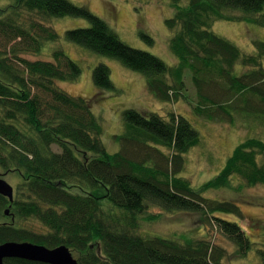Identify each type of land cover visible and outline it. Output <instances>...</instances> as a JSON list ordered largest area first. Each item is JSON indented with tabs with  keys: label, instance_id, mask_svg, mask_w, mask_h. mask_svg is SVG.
I'll return each instance as SVG.
<instances>
[{
	"label": "trees",
	"instance_id": "obj_1",
	"mask_svg": "<svg viewBox=\"0 0 264 264\" xmlns=\"http://www.w3.org/2000/svg\"><path fill=\"white\" fill-rule=\"evenodd\" d=\"M12 1L0 8V169L19 171L23 178L13 201L0 194V214L7 220L0 222V243L66 244L77 252L79 264H226L224 249L212 247L207 237L178 240L138 234V216L154 204L193 213L208 227L213 220L212 225L236 243L237 255L249 250L252 241L242 227L239 204L205 193L241 189L233 185L235 176L247 186H264V162L258 159L264 139L242 140L216 176L194 186L182 173L185 154L201 142L192 123L173 111L165 117L126 108L124 130L113 136L119 146L110 152L102 139L101 120L93 112L98 97L69 94L60 84L76 80L80 66L61 48L47 60L24 56L39 54L60 37L41 19L25 20L24 15L85 17L90 25L67 29L66 38L141 72L147 90L164 102L183 95L185 72L190 70L199 99L193 111L208 121L235 123L236 111L264 120V41H254L258 54H246L211 27L216 19H246L264 27V0H173L176 11L165 22L176 28L169 41L177 57L174 65L130 46L107 21L70 0ZM225 9L249 16L229 15ZM238 62L246 67L239 75ZM92 71L98 90L115 88L107 64L98 63ZM215 77L220 80L213 81ZM237 98L241 104L234 106ZM257 252L264 264V247ZM5 264L45 263L7 258Z\"/></svg>",
	"mask_w": 264,
	"mask_h": 264
},
{
	"label": "rangeland",
	"instance_id": "obj_2",
	"mask_svg": "<svg viewBox=\"0 0 264 264\" xmlns=\"http://www.w3.org/2000/svg\"><path fill=\"white\" fill-rule=\"evenodd\" d=\"M76 5L85 6L97 17L104 19L113 28L119 38L134 48L143 49L164 59L169 65L177 62V57L173 55L169 41L176 31L166 25V18H171L175 13L172 0H70ZM186 2V0H183ZM12 0H0V8L7 7ZM261 13H264V9ZM226 14L238 17L249 16L241 11L225 9ZM256 16V15H250ZM25 20L41 19L46 25L52 26L59 39L55 42H48L39 54L27 53L25 57L29 59L53 57V50L61 48L80 68L81 73L76 80L60 83L69 94L95 98L93 112L100 118L103 125L102 139L104 145L110 152L115 151L119 144L113 139L117 133L124 130L123 110L126 108L148 109L156 111L163 116L173 111L182 114L189 120L200 133L201 142L193 147L186 157L185 177L189 178L194 186L208 181L216 176L225 165L228 157L242 140L254 136L264 139V120L262 118H245L243 115L234 112L235 123L212 122L198 116L193 111V106L198 102L197 89L192 80V72L186 70L185 85L183 95L172 103L158 100L149 90H147L146 77L141 72L126 67L116 58L96 53L88 50L75 42L66 38V30L76 27H86L90 21L85 17L63 16V17H40L35 13L26 12ZM212 30L235 43L246 54H258L255 42L264 41V27L242 20L216 19L212 24ZM141 32L153 38V42L141 37ZM0 38H3L0 36ZM3 39L0 40V43ZM52 60V59H51ZM98 63H105L111 71V81L115 88L108 91L98 90L92 82L93 69ZM264 65V56H262ZM246 67L238 62L235 71L242 73ZM220 80L215 77L213 81ZM104 95V96H103ZM102 96L104 98H102ZM253 104L258 105L259 100L252 97ZM191 101V102H190ZM234 106L241 104V99L237 98ZM261 119V120H260ZM56 151H60L58 145H54ZM260 162H264V153L259 155ZM1 175L14 186V193L18 191V184L22 181L19 171H5L0 169ZM233 185L241 186L237 188H223L205 193L208 197L221 200H233L239 204L244 215L242 227L251 238V248L245 253L237 255L236 243L225 235L219 228L212 224L203 225L196 215L179 211H167L163 208L149 204L144 213L139 218V228L136 231L142 236H161L178 240L198 239L207 237L213 244L212 247L224 249L226 264H260L258 248L264 247V186H247L239 177H234ZM252 197V198H250ZM150 215H155L150 217ZM224 217L232 218L227 214ZM229 215V214H228ZM7 221L3 214H0V222ZM32 221L27 222L30 226ZM77 257V252L73 251Z\"/></svg>",
	"mask_w": 264,
	"mask_h": 264
},
{
	"label": "water",
	"instance_id": "obj_3",
	"mask_svg": "<svg viewBox=\"0 0 264 264\" xmlns=\"http://www.w3.org/2000/svg\"><path fill=\"white\" fill-rule=\"evenodd\" d=\"M14 187L0 176V194L10 201L14 200ZM10 208L5 210L9 213ZM25 258L32 261H42L52 264H79L72 250L66 244L56 247L30 242V241H5L0 244V264H5L6 258Z\"/></svg>",
	"mask_w": 264,
	"mask_h": 264
},
{
	"label": "bare ground",
	"instance_id": "obj_4",
	"mask_svg": "<svg viewBox=\"0 0 264 264\" xmlns=\"http://www.w3.org/2000/svg\"><path fill=\"white\" fill-rule=\"evenodd\" d=\"M172 1H173V0H172ZM183 2H184V1H182V2L180 1V4H183ZM186 2H187V0H186ZM173 6H174V5H173ZM180 6H183V5H180ZM174 7H175V11H176V6H174ZM3 242H4V241H3ZM3 242H1V243H3ZM1 243H0V244H1ZM6 259H7V258H6ZM38 262H42V261H38ZM43 263L46 264V262H43ZM48 264H52V263H48Z\"/></svg>",
	"mask_w": 264,
	"mask_h": 264
},
{
	"label": "crops",
	"instance_id": "obj_5",
	"mask_svg": "<svg viewBox=\"0 0 264 264\" xmlns=\"http://www.w3.org/2000/svg\"><path fill=\"white\" fill-rule=\"evenodd\" d=\"M7 241H12V240H7ZM5 242V241H4ZM62 245V244H61ZM51 248H53V247H51ZM71 249V248H70ZM13 258H16V257H13ZM77 258V257H76ZM23 259V258H22ZM78 260V259H77Z\"/></svg>",
	"mask_w": 264,
	"mask_h": 264
},
{
	"label": "flooded vegetation",
	"instance_id": "obj_6",
	"mask_svg": "<svg viewBox=\"0 0 264 264\" xmlns=\"http://www.w3.org/2000/svg\"><path fill=\"white\" fill-rule=\"evenodd\" d=\"M0 176H2L1 173H0Z\"/></svg>",
	"mask_w": 264,
	"mask_h": 264
}]
</instances>
